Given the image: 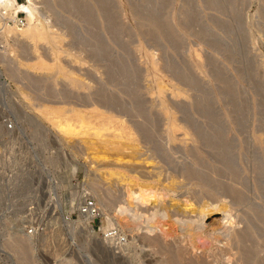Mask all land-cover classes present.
Instances as JSON below:
<instances>
[{"label":"rangeland","instance_id":"374dc122","mask_svg":"<svg viewBox=\"0 0 264 264\" xmlns=\"http://www.w3.org/2000/svg\"><path fill=\"white\" fill-rule=\"evenodd\" d=\"M12 2L6 15L19 12L28 23L0 24V264H150L156 259L118 221L120 182L117 168L110 166L118 161L122 127L132 130L127 118L137 109L188 117L203 124L205 133L225 119L222 130L229 129L222 135L227 134L230 158L246 169V197L239 209L244 223L264 236L255 215L264 212V0ZM28 8L61 37L58 44L39 42L36 52L31 41L5 33L6 27L28 28ZM27 48L34 59L26 60ZM12 65L33 78L15 77ZM75 80L85 86H75ZM130 88L133 93L126 92ZM98 91L112 99L117 112L81 106L92 103ZM44 106L59 109L58 114L49 115ZM48 118L73 127H55ZM255 132L262 144L254 142ZM202 150L207 162L215 160L211 149ZM88 196L101 210L94 221L79 211ZM195 198L198 206L208 194ZM221 218L218 213L206 223L222 229ZM208 253L214 264H236L220 258L216 247ZM261 257L264 261V252Z\"/></svg>","mask_w":264,"mask_h":264},{"label":"bare ground","instance_id":"6f19581e","mask_svg":"<svg viewBox=\"0 0 264 264\" xmlns=\"http://www.w3.org/2000/svg\"><path fill=\"white\" fill-rule=\"evenodd\" d=\"M13 7L12 0H0V24L17 25L20 28L19 12L11 17L6 15ZM27 10L30 14L28 28L18 32L16 29L6 27L5 33L13 34L17 39L25 38L31 41L36 46V52L39 42L48 45L58 44L61 37L49 32L38 21L35 13L30 8ZM26 21V24L21 27L27 25L28 20ZM29 52V49L24 51L26 60L34 59L28 57ZM45 55L47 58L48 53ZM149 58L155 65V60L153 61L150 56ZM38 63L41 68L46 67V63ZM10 72L21 79L33 78L30 75H21L13 65ZM73 84L79 88L85 86L78 80L73 81ZM132 91L131 88L126 90L127 93H133ZM99 93L100 91L96 95L98 101L92 94L95 100L92 99V103L87 105L85 102L86 105L81 106L84 108L99 106L108 114L117 112L112 99ZM68 102L58 101V103ZM45 111L49 115H55L58 114L59 109L46 107ZM70 112L75 113L72 109ZM118 113L125 115L121 111ZM78 114L81 115L80 112ZM130 117L127 121L131 123L132 130L127 126L122 127L121 141L115 148L118 161L109 165L117 168L115 174L120 182L118 221L127 231L137 234L145 243L144 245L150 247L156 254V259L151 260L150 264H214L208 253L214 247L218 250L220 258L232 259V261L234 259L236 264H264L261 257L264 252V236L248 223H244L245 219L241 215L243 209H239L246 197L243 184L246 169L241 162L237 164L230 158V150L225 144L227 138L224 137L227 134L222 135L228 128L226 127L225 131L222 130L225 119V122L219 120L222 122L221 125L220 122H216L217 125L211 128L212 132L205 133L203 124L197 123L198 121L192 118L190 120L188 117L169 113L145 114L140 109L130 114ZM49 121L55 127L60 126L70 130L73 127L71 123L66 122L67 124L62 125L60 121L57 123L52 119ZM258 130L260 131L259 128ZM178 132H182V138L178 136ZM258 133L260 132L254 133V142L262 144V135ZM203 147L211 149L215 160L206 161V153H204L206 150L203 152L205 155L201 152ZM207 153L213 156L211 152ZM210 155L208 156L211 158ZM109 165L107 166L110 167ZM257 184L253 186L257 188ZM203 192L208 194L207 202H201L200 198L198 200V196ZM194 197H197L195 199L199 201L198 206L193 203ZM249 209L252 210L251 207ZM257 212L254 213L259 215L258 218L264 227V212ZM218 213H222L221 219L224 222V226L221 225L219 228L222 226L224 228L213 229L211 226V229L206 221L210 216ZM179 231L183 238L180 234L177 235ZM204 241L209 245L208 243L206 245ZM198 242H202V247Z\"/></svg>","mask_w":264,"mask_h":264},{"label":"built area","instance_id":"2783aa9c","mask_svg":"<svg viewBox=\"0 0 264 264\" xmlns=\"http://www.w3.org/2000/svg\"><path fill=\"white\" fill-rule=\"evenodd\" d=\"M18 21H19L20 26H23L24 24H26L27 21L25 19V15L23 17L18 15ZM79 211L82 216L91 218L93 221L101 217V210L99 207H97V202L95 198L91 196H88L84 199V201L80 204ZM117 232L119 231L118 230L111 231L109 236L114 237L116 236ZM29 233L32 234L33 231H30Z\"/></svg>","mask_w":264,"mask_h":264}]
</instances>
